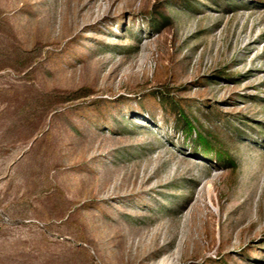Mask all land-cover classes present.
<instances>
[{"label": "rangeland", "instance_id": "374dc122", "mask_svg": "<svg viewBox=\"0 0 264 264\" xmlns=\"http://www.w3.org/2000/svg\"><path fill=\"white\" fill-rule=\"evenodd\" d=\"M223 263L264 264V0H0V264Z\"/></svg>", "mask_w": 264, "mask_h": 264}, {"label": "trees", "instance_id": "16d2710c", "mask_svg": "<svg viewBox=\"0 0 264 264\" xmlns=\"http://www.w3.org/2000/svg\"><path fill=\"white\" fill-rule=\"evenodd\" d=\"M166 19H169V18H166ZM151 26H154V25H151ZM181 114H182L181 115L182 118L184 119L185 129L190 131L191 130V124H190L189 120L187 119V117L185 115H183L182 112H181ZM179 120H181V119H179ZM185 121H186V124H185ZM205 140L206 139H203V137L199 136V139L197 142L202 144L201 149H199L196 141H195L196 144L194 143L191 146V149L193 150V152H195V154H197L198 156H204V157H210V156L214 155V157H216L217 161L220 163H223L224 161H231V158L228 157L227 152L221 151V150H215L214 147L210 146L209 143H207V140L206 141ZM223 264H225V263H223Z\"/></svg>", "mask_w": 264, "mask_h": 264}]
</instances>
